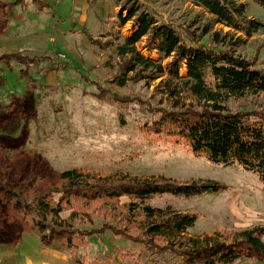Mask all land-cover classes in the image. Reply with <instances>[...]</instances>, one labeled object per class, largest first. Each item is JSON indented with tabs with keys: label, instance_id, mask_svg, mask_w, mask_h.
<instances>
[{
	"label": "rangeland",
	"instance_id": "1",
	"mask_svg": "<svg viewBox=\"0 0 264 264\" xmlns=\"http://www.w3.org/2000/svg\"><path fill=\"white\" fill-rule=\"evenodd\" d=\"M2 1L10 3V12L8 25L0 31V56L20 53L44 59L0 64L4 69L3 83L0 80V187L4 188L0 191V264L15 263L13 253L25 230L11 207L10 192L21 191L32 200L72 168L94 169L102 176L164 175L180 182L213 180L226 185L219 193L190 197L166 193L151 200L154 207L195 213L197 221L187 232L195 238L219 232L230 240L246 228L264 225V187L257 175L239 164H216L194 157L182 146L156 142L141 126L156 118L150 108L170 109L175 99L157 86L161 78L139 80L138 74L143 73L134 71L122 81V64L129 56L119 50L135 31V18L123 23L128 16L125 8L138 2L142 9L156 12L160 21L197 34L211 18L204 8L190 0ZM237 1L247 4L248 17L264 23L261 5L254 0ZM214 31L227 33L233 40L242 38L244 43L236 52L250 60L264 44V29L251 38L222 25H215ZM90 36L111 43L102 48ZM145 41L137 48L157 61L155 52L142 48ZM256 66L264 69V46ZM181 74L186 77L185 71ZM220 103L231 109H260L264 94L228 96ZM40 178L43 181L38 183ZM92 224L85 226L98 227L102 222ZM115 246L138 249L107 233L101 239L93 236L80 253L102 260ZM141 263L181 264L174 255L148 252L142 254ZM237 264L259 263L246 259Z\"/></svg>",
	"mask_w": 264,
	"mask_h": 264
},
{
	"label": "trees",
	"instance_id": "2",
	"mask_svg": "<svg viewBox=\"0 0 264 264\" xmlns=\"http://www.w3.org/2000/svg\"><path fill=\"white\" fill-rule=\"evenodd\" d=\"M190 1L211 15L201 34L160 21L156 12L149 7L142 9L138 2L125 8L128 16L123 23L135 18V31L119 50L122 56H129L122 64V81L134 71L143 73L138 74L139 80L161 78L157 86L175 99L170 109L149 107L156 118L145 122L141 129L156 142L182 146L196 158L225 166L239 164L255 173L264 187V108L231 109L220 103L228 96L264 94V69L256 66L264 44L250 60L236 52L244 43L242 38L233 40L227 33L213 32L215 25H222L251 38L264 29V23L248 17L247 4L237 0ZM254 1L264 8V0ZM8 7L10 3L0 0V31L8 25ZM90 38L102 48L111 43ZM145 38L142 48L155 52L157 61L137 48ZM43 59L11 53L1 55L0 64ZM0 80L3 83L1 66ZM3 189L0 187V191ZM226 189V185L213 180L180 182L164 175L132 178L122 173L102 176L94 169L72 168L63 171L55 183L47 184L44 193L34 195L32 200L21 191H11L10 203L26 231L37 230L46 245L68 251L78 264H142L144 252L171 254L181 264H237L246 259L264 264V225L246 228L230 240L219 232L195 238L187 235L197 221L195 213L151 204L153 198L166 193L190 197ZM123 198L128 201L123 202ZM65 212L69 213L66 217L62 215ZM97 220H101L100 226H85ZM107 233L138 249L115 246L102 260L80 253L93 236L101 239Z\"/></svg>",
	"mask_w": 264,
	"mask_h": 264
},
{
	"label": "crops",
	"instance_id": "3",
	"mask_svg": "<svg viewBox=\"0 0 264 264\" xmlns=\"http://www.w3.org/2000/svg\"><path fill=\"white\" fill-rule=\"evenodd\" d=\"M22 240L14 251V264H78L66 250L46 245L36 232L24 230Z\"/></svg>",
	"mask_w": 264,
	"mask_h": 264
}]
</instances>
